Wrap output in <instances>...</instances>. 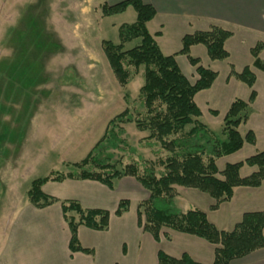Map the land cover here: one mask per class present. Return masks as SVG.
<instances>
[{
	"label": "rangeland",
	"instance_id": "obj_1",
	"mask_svg": "<svg viewBox=\"0 0 264 264\" xmlns=\"http://www.w3.org/2000/svg\"><path fill=\"white\" fill-rule=\"evenodd\" d=\"M117 1L108 0L106 3ZM103 2L0 0L2 247L12 237L20 248L27 244L48 243L49 237L51 243H60L63 232L57 227L51 210L35 209L28 201L26 191L30 182L55 171H65L64 163L79 161L89 153L111 118L125 108L134 116L135 110L141 107L142 67L122 86L102 50L103 40L119 42V27L133 22L136 13L129 6L122 13L102 16L100 7ZM132 44L127 43L125 47ZM217 70L220 77L213 88L198 92L194 99L201 110L198 120L217 138L224 140L221 127L228 100L239 97L246 86L241 84L244 88L237 91L222 88L225 73L220 67ZM210 110H216L217 115L210 114ZM248 117L249 122L241 123L237 131L244 136L247 130L254 129L256 145L244 143L239 151L219 158V169L264 149V108L249 109ZM113 131L115 140L101 150V158L118 162V167L134 163L139 174L151 167L157 175L161 173L159 159L165 152L159 144L146 145V131H139L134 122L119 123ZM254 169L243 165L240 175L247 176ZM58 187L61 186L49 182L44 192H57ZM172 187L176 196V187L182 186ZM134 196L136 194L132 192L128 221H133L135 216ZM241 197L238 190L234 203L244 206ZM257 204L263 202L259 200ZM224 224L220 227L223 230L232 228L230 222ZM132 229L133 239L140 241V232L133 226ZM150 261L145 264H156ZM204 264L209 263L204 261Z\"/></svg>",
	"mask_w": 264,
	"mask_h": 264
},
{
	"label": "trees",
	"instance_id": "obj_2",
	"mask_svg": "<svg viewBox=\"0 0 264 264\" xmlns=\"http://www.w3.org/2000/svg\"><path fill=\"white\" fill-rule=\"evenodd\" d=\"M107 1L101 4L102 16L122 13L129 6L136 13L133 22L119 27V42L103 40L102 50L122 86L142 67L143 82L139 88L141 107L135 110L134 116L125 108L111 118L103 135L89 153L79 161L64 163L65 171H55L46 177L32 180L26 191L28 201L38 209L57 202V198L42 190V186L49 181L93 180L112 188L114 180L131 176L148 191V198L138 204L136 212L138 225L155 241L159 240L163 227L201 238L214 246L211 264H234L236 259L264 248L263 211L244 212L230 230H223L218 229L197 208L181 212L173 206V185L207 194L213 199L209 208L215 210L222 202L231 199L234 188H256L264 181V151H257L243 161L227 163L222 169L217 166L219 158L239 151L244 143H255L253 131L247 130L244 136L237 131V127L247 121L249 105L256 96L253 89L255 75L249 66H244L240 72L230 68V74L247 85L250 94L247 100L235 98L230 103L222 119L221 134L225 139L217 138L198 120L201 110L195 102V95L212 86L217 72L204 67L199 58L191 56L190 47L203 45L210 60H225L229 56L225 41L232 33L211 25L206 30L185 34L181 38V48L173 54L165 55L147 28V23L156 14L152 5L142 0H119L113 4ZM158 34L155 32V35ZM131 42L132 46L126 48L125 45ZM263 49L262 41L250 48L253 66L262 71L264 62L259 53ZM176 54L185 55L194 67L197 78L193 83L177 65ZM210 114L216 116L217 111L210 110ZM129 122H134L139 131L148 133L144 138L146 145L159 144L165 152L164 157L159 159L162 166L160 174L157 175L152 167L139 174L134 163L118 167V162L101 158V150L106 149L108 142L115 140L113 129L116 125ZM243 165L254 167L255 170L247 176H241ZM60 205L69 231V250L92 253V249L80 245L77 229L84 226L92 230H106L109 212L99 208H83L77 200H63ZM128 206V200H120L114 214L120 216L127 211ZM156 258L157 264H201L185 252L174 257L158 250Z\"/></svg>",
	"mask_w": 264,
	"mask_h": 264
},
{
	"label": "crops",
	"instance_id": "obj_3",
	"mask_svg": "<svg viewBox=\"0 0 264 264\" xmlns=\"http://www.w3.org/2000/svg\"><path fill=\"white\" fill-rule=\"evenodd\" d=\"M142 1L152 5L156 11L153 19L147 23V28L165 55L177 52L181 48V38L187 33L206 30L211 25L230 31L232 35L224 45L229 53L225 60H210L203 45L198 44L190 47L189 54L191 56L199 58L204 67L217 72V78L212 86L204 91L211 90L220 77L217 67H220L225 73L224 83L221 84L222 88L242 90L244 87L241 84L244 83L230 74V68L240 72L244 66H249L255 75L253 89L256 92L255 99L249 108L254 109L258 106L264 108V71L253 66V57L250 53V48L255 43L264 42V0ZM155 32H159V34L155 35ZM259 57L264 62V49L259 53ZM175 60L182 73L193 83L197 76L187 57L183 54H176ZM245 86L246 88L238 94L239 97L228 100L229 105L235 98L248 99L250 88ZM249 119L248 117L246 123L249 122ZM249 130L255 134L256 140L252 145L255 146L257 143L256 133L254 129ZM260 151H264V149ZM49 182L61 186L62 189L58 187L60 189L57 192L51 191V194L44 192V187ZM49 182L42 186V190L45 194L57 198L58 201L39 210H51L57 227L63 232L60 243H51V237H49L48 243L45 241L41 245L27 244L20 248V244H15L12 237L6 246H0V264H145L147 260L157 264L158 250L174 257H179L185 252L201 264H204V261L212 263L214 247L205 240L163 227L160 230L159 240L155 241L138 225L137 206L148 198V191L131 176L114 180L112 188L93 180L66 179L61 182ZM176 188L177 195L174 197L173 206L177 210L185 212L188 209L197 208L203 211L208 220L219 229H222L220 227L225 225V221L230 222L233 227L244 212H264V181L261 186L256 188H234L231 199L222 202L215 210L209 208L213 199L204 195L205 193L191 188ZM238 190L243 196L241 200L244 206L234 203ZM132 192L136 194L134 196L136 199L135 216L133 221L131 219L128 221ZM122 199L129 201L128 209L120 216H116L114 212ZM63 200H77L83 208H99L109 212L106 230H92L84 226H79L77 229L80 245L92 249V253L69 250V231L63 220L60 205V201ZM259 200L263 204H257ZM132 226L140 232L143 243H141V239L140 241L133 239ZM174 243L178 248L174 247ZM234 264H264V248L254 250L236 259Z\"/></svg>",
	"mask_w": 264,
	"mask_h": 264
}]
</instances>
